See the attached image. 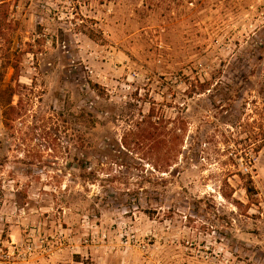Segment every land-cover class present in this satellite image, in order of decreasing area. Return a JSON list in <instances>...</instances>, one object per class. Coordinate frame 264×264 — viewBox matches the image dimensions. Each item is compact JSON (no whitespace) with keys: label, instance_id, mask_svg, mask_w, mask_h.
Segmentation results:
<instances>
[{"label":"rangeland","instance_id":"rangeland-1","mask_svg":"<svg viewBox=\"0 0 264 264\" xmlns=\"http://www.w3.org/2000/svg\"><path fill=\"white\" fill-rule=\"evenodd\" d=\"M8 87L0 264H264V0H0Z\"/></svg>","mask_w":264,"mask_h":264},{"label":"trees","instance_id":"trees-1","mask_svg":"<svg viewBox=\"0 0 264 264\" xmlns=\"http://www.w3.org/2000/svg\"><path fill=\"white\" fill-rule=\"evenodd\" d=\"M86 35L89 38L93 39V31L92 30H89L88 32H86ZM0 92H5L7 94H10V99L14 95V90L11 87L6 88L5 90H2L0 88ZM15 109L16 108H14L13 106H11V102H9V101L3 107L2 118H3V125H4L5 128L9 126V124L11 122V117L13 116V114L15 112Z\"/></svg>","mask_w":264,"mask_h":264}]
</instances>
